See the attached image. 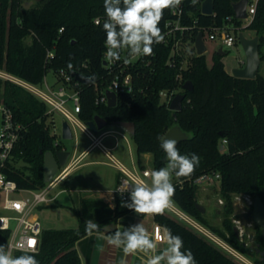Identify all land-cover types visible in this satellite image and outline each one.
Listing matches in <instances>:
<instances>
[{"label": "trees", "instance_id": "16d2710c", "mask_svg": "<svg viewBox=\"0 0 264 264\" xmlns=\"http://www.w3.org/2000/svg\"><path fill=\"white\" fill-rule=\"evenodd\" d=\"M31 1L33 6L26 10L24 4ZM204 1L186 0L184 4L183 22L189 26L197 22V27L189 33L192 43L199 29L227 23L241 31H252L260 38L264 62V0H259L254 20L245 29L244 22L236 19L233 9L240 0H214L212 16L202 14ZM97 18H105L104 0H0V70L32 85H42L49 71L55 75L65 70L87 76L90 84L78 87L81 120L89 123L98 116L109 125L133 123L136 131L131 137L142 168V156L146 154L153 155L155 169L166 165V155L158 137L179 125L190 136L177 146L180 153H195L200 157L194 173L179 179L187 181L204 174H220L217 189L226 202L221 210L225 217L224 232L211 228L205 214L197 209V187L188 183L182 189L175 187L173 202L233 248L246 252V246L234 234L232 198L237 194H249L260 197L264 203V77L260 72L252 80L233 77L226 71L223 56L218 53L214 54L211 67L206 55L194 54L189 57L188 65H180L179 61V65L172 67L168 64L171 49L157 44L152 65H133L130 69L135 77L134 92L120 95L114 108L97 105L96 100L104 94L111 80L103 58L106 34L103 22L95 24ZM228 18L232 21H227ZM164 19L163 14L160 25ZM27 37L31 38L30 44L25 43ZM49 51H53L55 57L47 62ZM188 81L193 83L194 90L187 93L183 110L177 113L175 121L174 113L163 103L160 93L178 91L184 94L183 86ZM0 89L3 90L0 102L11 108L15 121L25 128L4 173L19 189H44L48 185L44 180V156L63 149L61 144L56 146L48 107L13 83L0 80ZM109 200L83 198L79 209L72 208L79 220L77 229L43 230L39 252L34 254L39 264H81L76 244L89 236L85 231L86 221L100 225V230L93 234L110 236L117 229L106 232L105 228L117 225L119 218L133 211L121 208L123 201L119 197L112 200L110 195ZM154 218L173 235L182 238V251L191 250L197 264H243L166 212ZM9 236L7 231L0 232V245L7 246ZM253 243L261 255L255 264H264V237L258 225H255Z\"/></svg>", "mask_w": 264, "mask_h": 264}, {"label": "built area", "instance_id": "2783aa9c", "mask_svg": "<svg viewBox=\"0 0 264 264\" xmlns=\"http://www.w3.org/2000/svg\"><path fill=\"white\" fill-rule=\"evenodd\" d=\"M186 0H182V3L175 10H165L164 21L160 28L165 39L161 46L169 47L171 49V55L168 64L172 67L174 65H188L189 57L193 54L199 56L195 47V42L192 43L189 39V33H191L196 27L197 22H194L192 26L186 25L184 21V4ZM259 0H249L247 8V19L243 20V29L247 28L254 20ZM101 23L103 22L102 18ZM227 21H232L228 18ZM100 23V24H101ZM96 24V23H95ZM97 25V24H96ZM63 32V29L60 33ZM203 32V38L207 47V41L213 43H219L220 48L215 53L223 51L224 48H233L239 43L238 35L242 32L233 25L225 23L220 27H213L210 29L201 28L198 30V34ZM198 36V35H197ZM197 39V38H196ZM157 45V44H156ZM153 45V49H154ZM106 52V48H105ZM104 52V65L109 71L111 80L107 90L102 96L96 100L97 105L106 104L109 106V99L107 93H114L117 97V104L120 95L132 94L135 89V77L131 72L133 65H152V58L156 56L154 50L151 56H142L138 58H131L129 62H125L127 54L122 52L121 59L119 61L111 62L105 59ZM208 52V48H207ZM206 52V53H207ZM206 55V54H205ZM55 55L53 51H49L47 55V62L54 59ZM240 67H243L245 61L240 60ZM51 72V71H49ZM81 74V73H79ZM83 75V74H81ZM85 76V75H83ZM57 80L55 83H50L46 77L42 85H32L14 75L0 70V80L7 81L18 85L28 92L35 95L48 107V115L51 116L53 122V130L55 129V122L53 118L54 113H59L64 117V122H67L71 128L73 138L77 129L88 139L89 144L79 153L78 146L76 145L74 151H70V155L66 164L63 167H59L54 177L48 182V185L41 190H26L19 189L16 182L7 178L4 170L7 168L9 161L13 157V152L16 149L22 134L25 131L24 126L15 121L13 111L5 103L0 102V203L2 205V214H0V232L7 231L10 233L6 248L11 251L12 255L16 254H36L39 252L40 236L42 234V226L40 220L34 217L35 209L45 205L48 206L53 203L56 197L52 196V191L62 184L74 171L81 168L84 164L83 161L94 151H100L110 162H104V164L116 169L120 173V178L116 189L111 191V199L115 200L117 197L123 202L129 201V191L121 192L120 188L124 180L129 183H133L140 179L148 180L144 174L155 170L153 164L145 163L142 168L137 160V165H126L120 159H118L114 152L119 147L118 137L127 139L120 131L110 129L111 126L122 128L119 125L113 124L106 126L105 128L94 132L88 123H84L80 115L82 113L81 92L79 85L70 73L65 70L59 71L56 74ZM87 77V76H86ZM182 94L178 91H162L160 93L163 103L170 106L176 95ZM63 122V123H64ZM63 123L60 130V134H63ZM123 129V128H122ZM57 132L53 134L57 138ZM129 133V132H128ZM114 145H111L113 144ZM226 142L224 141V144ZM60 142L56 139V146ZM224 149V145L221 147ZM60 151H68L63 147ZM133 163V161H132ZM220 174H204L194 179H188L187 181L180 180L173 175L172 183L174 187L182 189L186 183L200 189L214 188L217 198V203L221 207V210L226 205L225 200L220 196L217 183L220 180ZM24 194L28 193L30 197L27 198H13L12 194ZM255 197L249 194H237L232 198L234 207V214L236 216V209L239 208L242 212L241 219H232L234 227L239 231L238 241L243 243L244 238L248 240V243H253L251 235L254 237L252 228L256 225L252 219L246 220V217L253 211ZM220 210V211H221ZM169 212L175 216L178 220L194 229L200 235L205 237L208 241L225 251L227 254L235 259L245 262L242 255H240L234 248H232L227 241L217 235V233L206 228L197 222L194 218L183 212L174 202ZM162 229L164 227L156 223L154 225V238L159 240L162 235ZM247 229L250 234L247 233ZM247 246V243H243Z\"/></svg>", "mask_w": 264, "mask_h": 264}, {"label": "clouds", "instance_id": "9594fccd", "mask_svg": "<svg viewBox=\"0 0 264 264\" xmlns=\"http://www.w3.org/2000/svg\"><path fill=\"white\" fill-rule=\"evenodd\" d=\"M181 3L182 0H104L105 59L119 61L122 52L127 54L125 62L131 58L153 55V45L165 39L160 28L164 11L175 10ZM95 23L100 25V19H96ZM158 139L166 155V165L146 172L144 175L148 180L140 179L133 183L124 180L120 188L121 192L129 191V201L122 202V206L139 215H160L170 209L175 194L173 175L177 178L191 176L200 163V157L195 153L181 154L176 139L164 136ZM99 230L98 223L86 221L85 231L89 235ZM107 242L122 248L126 255L145 254V264H197L191 250L182 251V238L173 235L167 228L162 229L160 239L155 240L143 223H138L123 231H115L108 236ZM161 244L165 246L161 248ZM0 264L39 262L34 254L13 256L5 245H0Z\"/></svg>", "mask_w": 264, "mask_h": 264}, {"label": "rangeland", "instance_id": "374dc122", "mask_svg": "<svg viewBox=\"0 0 264 264\" xmlns=\"http://www.w3.org/2000/svg\"><path fill=\"white\" fill-rule=\"evenodd\" d=\"M242 32L247 38H249L252 33V31H249V30H243ZM25 43L30 44L31 38L27 37L25 39ZM206 44L208 48V52L206 53L207 63L211 67L213 64V56L216 50L220 48V45L219 43H213L209 41H207ZM224 50L227 53L225 56H223L222 61L225 64L226 70L229 73H232L234 69L240 67V63H239L240 60L245 61L244 51L239 43L233 48H224ZM260 74L264 77V62L260 66ZM46 79L50 83H55L57 80V77L54 73L49 72L47 73ZM1 91L3 92V90L0 89V97L2 95ZM53 118L55 122V129L53 130V132L54 133L57 132L56 133L58 135L57 139L60 142V144L65 149H67L69 152L70 151L73 152L77 145L79 149V153H81L83 149H85V147L89 144L88 139L82 134L81 131L77 129L75 133V137L72 140H64L63 136L60 134L62 123L64 122V117L59 113H54ZM110 129L120 131L127 138V139H124L123 137H120V136L118 137L119 147L114 152V155L128 166H132V164L137 165V160H138L137 149H136V145L134 141L132 140L131 135L125 129H122V128L111 126ZM111 145H114V142ZM98 153L100 152L96 151L95 153L91 155V157H87L83 161L82 164H85L91 159H94L93 156L99 155ZM153 159L154 157L152 154H146L142 156V160L145 163L153 164ZM98 160H101L103 162H110L104 155H102V157L100 156ZM94 167L96 166H85L84 165L83 167L74 171L70 175V177L67 179V184L62 183L61 185L57 186L52 191V196L60 194L61 191H65L64 193L59 195V198L55 203H53L50 206L42 205L35 209L34 217L40 220L43 230L77 229L79 226V220L75 212L72 210V208L79 209L83 198L94 197V199L95 198L98 199V197H100V199H103L106 202L107 200H109L110 196L106 195L105 193H101V194L97 193L96 195V192H94L95 190L93 189V187H96V185H98L99 183L97 184V182H94L91 184L90 182H86V180L84 179V173H86L88 170L93 171L95 169ZM97 167L103 168L105 171H114L115 173L117 172L116 169L106 164L97 166ZM217 186L219 187V183H217ZM86 189L87 190L92 189L94 191L91 190L90 193H85ZM12 197L13 198H22V197L27 198V197H30V195L28 193H24L22 195L15 193V194H12ZM217 198L218 196L216 195L214 188L212 190L211 188L199 190V204L206 208L205 219L208 221L211 228L224 232L223 223H224L225 217L220 211L221 207L217 203ZM1 208H2V205L0 203V214H2ZM236 210H237L236 216H232V219L233 218L241 219L242 218L241 210L239 208H237ZM166 213L172 218L178 220L175 216H173L169 212H166ZM252 232L255 233V225L252 228ZM239 242L242 243L241 241ZM244 242L248 244L246 246V252L242 253L236 250L235 248L234 249L240 255H242L245 262H242L241 260H238V259L236 260L240 261L243 264H255V261L260 259L261 255L257 253L256 245L254 243H248V240L246 238H244L243 243Z\"/></svg>", "mask_w": 264, "mask_h": 264}, {"label": "water", "instance_id": "95a60500", "mask_svg": "<svg viewBox=\"0 0 264 264\" xmlns=\"http://www.w3.org/2000/svg\"><path fill=\"white\" fill-rule=\"evenodd\" d=\"M34 2H27L24 4V8L26 10L30 9L33 6ZM249 5V0H240L233 5L234 14L236 19L245 20L247 19V8ZM202 14L205 16L214 15V0H205L202 4ZM239 44L241 45L244 54H245V64L243 67L236 68L232 71V76L239 79H256L260 72L261 66V54H260V38L258 36L254 38H247L243 32H240L238 35ZM195 47L199 56H204L207 52V47L205 45V41L203 38V32H200L197 36ZM221 56H225L226 54L223 51L218 53ZM70 75L79 83L88 85L91 80L76 72H71ZM183 90L184 94H178L173 99L169 106V110L174 113L175 121H177V113L183 110V103L187 97V93L193 92L194 86L193 83L188 81L184 84ZM107 97L109 99V107L114 108L117 105V97L114 93L108 92ZM88 126L94 131L98 132L99 130L108 126V121L101 117H95L94 121L89 122ZM120 127L125 129L131 136L135 135V125L133 123H120ZM63 139L64 140H72L73 135L71 132V128L69 127L67 122L63 123ZM166 138H174L178 141L177 146L190 139V136L185 133L179 125L173 126L166 134ZM70 155L69 151H57L56 153H47L44 156V180L46 183L50 182L51 179L56 174L59 167H63L67 159ZM197 209L202 213L206 214V208L200 204L196 205ZM250 219L258 225L263 233L264 237V203L260 197H255L253 211L250 215L246 217V220ZM115 230V225L111 224L105 228L106 232H112ZM247 233L250 234V231L247 229ZM234 234L238 238L239 231L236 227H234ZM253 235H251V239L253 240Z\"/></svg>", "mask_w": 264, "mask_h": 264}, {"label": "crops", "instance_id": "0c3cea01", "mask_svg": "<svg viewBox=\"0 0 264 264\" xmlns=\"http://www.w3.org/2000/svg\"><path fill=\"white\" fill-rule=\"evenodd\" d=\"M254 37H256V34L252 32L249 38L251 39ZM263 49L264 47L262 48V51ZM262 63L263 62H261V65ZM95 152L96 151H94L93 153ZM93 153H91L88 157H91ZM98 154L99 155L93 156L94 159H91L90 161L84 164L85 166H96L94 167L95 169L93 171L88 170L86 173H84V179L86 180V182H90L91 184L94 182H97V184H99L96 185V187H93L95 191L92 189H86L85 193H90V191L92 190L96 192V195L97 193H105L106 195L110 196L111 191L116 189L118 185L120 173H117L118 171L116 173L114 171H105L103 168L97 167L105 165L103 161L98 160V158L100 156L102 157L103 154L101 152ZM67 179L63 183L67 184ZM64 192L65 191H61L60 194ZM60 194L53 196L56 197L53 203L58 200ZM53 203H51L50 205H52ZM120 207L123 209L126 208L122 206V204L120 205ZM138 223H143L145 228L148 229L152 238L155 239L153 232L154 225L157 222L155 221L154 215H139L133 210L128 214L124 215L123 217L119 218L117 225H115V228L119 231H123ZM107 238L108 236L106 234L99 233L89 235L79 240L76 244V249L79 253L81 264H145V261L147 259V256L145 254L137 253L134 255H126L122 248H117L115 246L110 245L107 242ZM164 246L165 245L163 244L160 245L161 248H163ZM151 254L152 253H149V255Z\"/></svg>", "mask_w": 264, "mask_h": 264}]
</instances>
